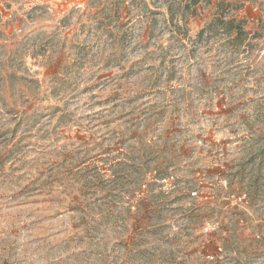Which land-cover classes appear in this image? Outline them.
Instances as JSON below:
<instances>
[{"label": "rangeland", "instance_id": "obj_1", "mask_svg": "<svg viewBox=\"0 0 264 264\" xmlns=\"http://www.w3.org/2000/svg\"><path fill=\"white\" fill-rule=\"evenodd\" d=\"M0 264H264V0H0Z\"/></svg>", "mask_w": 264, "mask_h": 264}, {"label": "trees", "instance_id": "obj_2", "mask_svg": "<svg viewBox=\"0 0 264 264\" xmlns=\"http://www.w3.org/2000/svg\"><path fill=\"white\" fill-rule=\"evenodd\" d=\"M127 19H129V16H127ZM130 21V20H129Z\"/></svg>", "mask_w": 264, "mask_h": 264}]
</instances>
